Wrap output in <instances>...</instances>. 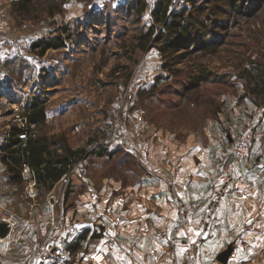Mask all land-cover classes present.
I'll return each instance as SVG.
<instances>
[{
  "label": "rangeland",
  "instance_id": "1",
  "mask_svg": "<svg viewBox=\"0 0 264 264\" xmlns=\"http://www.w3.org/2000/svg\"><path fill=\"white\" fill-rule=\"evenodd\" d=\"M138 1L29 0L23 8L21 0H0V141L14 125L28 124L25 114L37 98L46 110V132L64 135L74 147L92 149L101 143L108 148L103 156L91 154L79 161L54 190L37 185L34 200L40 194L46 197L53 225L59 221L60 207L61 212H73L80 200L118 197L115 211L127 209L131 198H142L147 185L157 192L149 197L157 198L175 195L172 184H185L190 194L195 191L191 184H264V103L245 97L244 81L237 77L244 58L264 52V0H244L242 13L224 15L223 28L206 41L209 46L199 38L188 48L191 52L179 48L173 55H184L171 68L164 66L170 56L158 47L138 46L139 36L150 26L157 31L163 27L151 14L158 0H146L141 16L135 11ZM192 6L189 0H172L173 9ZM58 36L63 46L41 52L38 42ZM203 68L224 74L227 81L184 90ZM247 132L252 134L248 156L227 179L234 144ZM19 184L25 196L23 179ZM51 195L52 211L46 207ZM94 216L89 215L86 226L97 232L104 227L105 235L106 226L92 221ZM78 219L73 215L72 234L65 243L86 228L76 226ZM188 223L180 219L172 224L188 231ZM206 225L202 223L203 229ZM170 227L165 229L167 239H161L168 247V264H197L193 253L181 262L175 252L178 227ZM100 239L88 235L76 253H57L55 264H100L105 259L104 254L95 257ZM223 241L215 254L220 263L233 254L232 242ZM244 251L233 261L251 259L253 251ZM211 259V253L201 254L199 263L211 264ZM30 260H39L34 250Z\"/></svg>",
  "mask_w": 264,
  "mask_h": 264
},
{
  "label": "crops",
  "instance_id": "2",
  "mask_svg": "<svg viewBox=\"0 0 264 264\" xmlns=\"http://www.w3.org/2000/svg\"><path fill=\"white\" fill-rule=\"evenodd\" d=\"M5 140H1L0 145ZM2 154L0 149V223L6 222L7 210L26 219L13 226L9 238L0 235L2 264H55L57 253H68L65 240L72 234L73 215L79 218L78 227L91 223L89 215H95L92 221L106 226L95 251L105 255L100 264H168V247L161 239H167L165 229H171L170 225L178 227L174 230V238L178 239L175 252L182 257L181 262L193 253L200 264L201 254L211 253V264H264V184H191L195 189L191 194L185 190V184H172L176 186L175 195L160 193L157 198L149 197L157 192L147 185L146 189L151 187L154 192L145 189L142 198H131V207L128 202L127 209L115 211L120 204L118 197L80 200L73 212L71 208H63L61 212L60 207L59 221L53 225L45 209L46 197L40 194L35 200L25 198L23 184H19L22 176L20 181L11 177ZM64 178L51 189L41 188L54 190ZM103 185L112 189L115 186ZM164 187L167 184L161 186ZM90 206L94 211L89 210ZM180 219L189 222L188 231L180 224H172ZM204 222L207 225L203 229ZM222 222L226 223L223 229ZM223 238L232 242L233 254L228 255V261L220 263L215 254L222 248ZM207 241L210 243L205 244ZM244 247V252L253 251L251 259L242 260L241 256V260L233 261ZM33 250L39 255L37 261L30 260Z\"/></svg>",
  "mask_w": 264,
  "mask_h": 264
},
{
  "label": "trees",
  "instance_id": "3",
  "mask_svg": "<svg viewBox=\"0 0 264 264\" xmlns=\"http://www.w3.org/2000/svg\"><path fill=\"white\" fill-rule=\"evenodd\" d=\"M193 3L192 9L185 7L177 10L172 7V0H158L151 10L152 17L156 22H161L163 27L157 31L154 25L150 26L139 36L142 49L158 47L164 56H170V60L164 62L165 67H172L180 61L184 54L173 55L183 47L186 52L191 44L200 38L201 43L209 46L206 42L208 37L218 33L219 27L223 28L222 19L225 14L236 11L242 13L245 8L244 0H206L204 4H197L198 0H189ZM29 0H21L22 7H27ZM146 0H139L135 5L138 16L145 12ZM229 8L230 10H227ZM41 52L49 47H61L65 44L58 36L52 40H41ZM243 66L237 77L244 81V96L249 97L257 105L264 103V52L257 50V54L244 58ZM224 74H218L212 70L203 68L200 73L190 77L184 90L199 88L208 81L226 82ZM32 109L25 114L28 125H14L8 131L6 140L0 145L3 151L2 160L7 165V171L12 173L14 180H21L22 166L27 163L35 169L36 181L39 187L45 186L51 189L63 177H68L79 161L88 158L91 154L103 156L108 153L104 144H97L94 148L86 146L74 147L70 145L64 135L49 134L45 131L46 110L40 105L37 98L32 102ZM34 124V128L30 125ZM71 189L64 194V201L68 198ZM90 235L92 238H101L104 235V227L100 232L84 228L75 239L66 241L68 253L74 254L83 248V241Z\"/></svg>",
  "mask_w": 264,
  "mask_h": 264
},
{
  "label": "built area",
  "instance_id": "4",
  "mask_svg": "<svg viewBox=\"0 0 264 264\" xmlns=\"http://www.w3.org/2000/svg\"><path fill=\"white\" fill-rule=\"evenodd\" d=\"M24 123L25 124L28 123V119L26 117ZM33 125L31 127H33ZM251 139H252V134L249 132L244 133L238 137L233 147L232 160L228 164L227 174H226L227 179L230 177L232 178V172L234 171V169L246 160L251 145ZM21 176L23 181L25 182V196L28 199H34L38 194L35 169L31 167L29 164L25 163L21 169ZM54 205H55V198L53 195H51L48 199L46 207L48 210L52 211ZM5 219L9 227V230L8 233L5 236H3V238H9L10 231L13 229V226L15 224L21 223L23 221V218L20 215L7 210V216ZM52 223H54V217L52 218ZM99 255H101V252L97 253L95 257H98ZM103 258L104 256L98 259V262H100ZM0 264L2 263L0 262Z\"/></svg>",
  "mask_w": 264,
  "mask_h": 264
},
{
  "label": "water",
  "instance_id": "5",
  "mask_svg": "<svg viewBox=\"0 0 264 264\" xmlns=\"http://www.w3.org/2000/svg\"><path fill=\"white\" fill-rule=\"evenodd\" d=\"M9 227L6 222L0 223V235L5 236L8 233ZM223 260V258H222Z\"/></svg>",
  "mask_w": 264,
  "mask_h": 264
}]
</instances>
